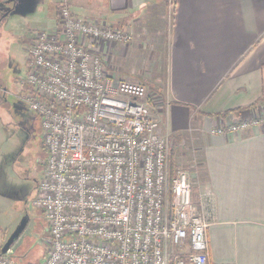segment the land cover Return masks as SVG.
I'll use <instances>...</instances> for the list:
<instances>
[{
  "label": "built area",
  "instance_id": "built-area-1",
  "mask_svg": "<svg viewBox=\"0 0 264 264\" xmlns=\"http://www.w3.org/2000/svg\"><path fill=\"white\" fill-rule=\"evenodd\" d=\"M131 40L129 31L75 18L61 0L57 26L30 43L21 84L46 150L33 201L48 222L42 264H212L209 196L193 203L188 173L169 172L171 138L155 97L116 80L101 58L105 45ZM260 124L264 110L212 134ZM7 254L0 247V264H13Z\"/></svg>",
  "mask_w": 264,
  "mask_h": 264
},
{
  "label": "crops",
  "instance_id": "crops-1",
  "mask_svg": "<svg viewBox=\"0 0 264 264\" xmlns=\"http://www.w3.org/2000/svg\"><path fill=\"white\" fill-rule=\"evenodd\" d=\"M60 1L0 0V19L18 10L33 16L36 34L53 30ZM69 6L75 18L130 32L128 45L102 48L113 77L128 72L129 55L150 48L144 54L151 64L139 79L155 86L154 106L173 138L175 167L188 173L193 203L209 196L210 263L264 264V124L212 134L264 110V0H69ZM1 192L0 207L7 200Z\"/></svg>",
  "mask_w": 264,
  "mask_h": 264
},
{
  "label": "rangeland",
  "instance_id": "rangeland-1",
  "mask_svg": "<svg viewBox=\"0 0 264 264\" xmlns=\"http://www.w3.org/2000/svg\"><path fill=\"white\" fill-rule=\"evenodd\" d=\"M4 15L0 19V188L7 200L0 207V247L24 223L7 258L13 264H42L50 247L48 222L33 201L44 176L46 150L41 120L24 102L28 87L21 84L29 66L28 41L36 34L37 26L33 16L22 18L18 10ZM149 49L147 47L146 52ZM144 53L143 56L139 53L129 55V63L125 66L128 72L116 73L114 77L145 85L149 80L139 79V76L151 62L145 61L147 53ZM145 86L153 96L155 86L150 89ZM159 110L155 108V114L160 115ZM170 138L171 154L174 141L171 135ZM174 160L173 153L172 162L177 168Z\"/></svg>",
  "mask_w": 264,
  "mask_h": 264
},
{
  "label": "water",
  "instance_id": "water-1",
  "mask_svg": "<svg viewBox=\"0 0 264 264\" xmlns=\"http://www.w3.org/2000/svg\"><path fill=\"white\" fill-rule=\"evenodd\" d=\"M24 227V223H22L17 230L9 237V239L6 241V243L4 244V246L1 248V253L7 254L11 248V246L13 245V243L17 240L18 236L20 235L22 229Z\"/></svg>",
  "mask_w": 264,
  "mask_h": 264
},
{
  "label": "trees",
  "instance_id": "trees-1",
  "mask_svg": "<svg viewBox=\"0 0 264 264\" xmlns=\"http://www.w3.org/2000/svg\"><path fill=\"white\" fill-rule=\"evenodd\" d=\"M1 100V98H0ZM172 158H173V153L171 152V154L169 153V172L171 173L172 170L174 169V164L172 162Z\"/></svg>",
  "mask_w": 264,
  "mask_h": 264
}]
</instances>
